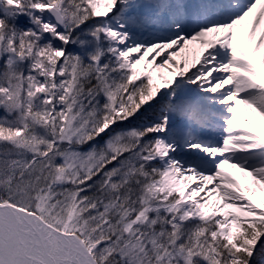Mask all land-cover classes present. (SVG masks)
<instances>
[{
	"label": "snow or ice",
	"instance_id": "1",
	"mask_svg": "<svg viewBox=\"0 0 264 264\" xmlns=\"http://www.w3.org/2000/svg\"><path fill=\"white\" fill-rule=\"evenodd\" d=\"M0 264H264V0H0Z\"/></svg>",
	"mask_w": 264,
	"mask_h": 264
}]
</instances>
